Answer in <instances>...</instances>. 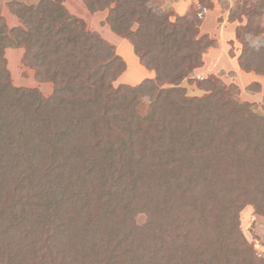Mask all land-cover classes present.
<instances>
[{
    "label": "trees",
    "instance_id": "trees-1",
    "mask_svg": "<svg viewBox=\"0 0 264 264\" xmlns=\"http://www.w3.org/2000/svg\"><path fill=\"white\" fill-rule=\"evenodd\" d=\"M242 1L228 17L247 20L238 66L264 77V48L245 40L264 0ZM83 2L108 9L153 77L114 86L125 62L63 0L9 5L23 28L0 17V264H264L239 219L247 206L264 217V109L190 78L216 45L192 16L157 14L150 0ZM19 46L50 96L11 85L3 51ZM183 81L204 94L187 96Z\"/></svg>",
    "mask_w": 264,
    "mask_h": 264
},
{
    "label": "rangeland",
    "instance_id": "rangeland-1",
    "mask_svg": "<svg viewBox=\"0 0 264 264\" xmlns=\"http://www.w3.org/2000/svg\"><path fill=\"white\" fill-rule=\"evenodd\" d=\"M39 1L0 0V2H5L7 12L10 14L7 18L8 21L0 16L3 23H6L8 29L23 28L20 19L9 11V5L15 3V10H17V4L29 7L37 5ZM253 1L247 0V2ZM242 3V0H150L148 6L157 14L171 13L176 16H192L196 21V37H207L216 43L214 48L207 49L201 55V65L190 73L191 79H215L235 101L249 105L252 110L262 113L264 109V77L254 70L245 71L238 66L242 44L236 39V32L246 24L247 20L243 15L239 20L228 18L231 12L237 11V7ZM62 6L69 15L80 19L88 31L96 33L111 45L115 54L125 62V71L117 77L114 86L119 84L135 86L141 81L153 77V72L147 73V70L134 55L131 45L110 30L106 23L107 8L90 13L83 0H63ZM172 18L171 20H173ZM254 31V33L245 36L249 47L264 48V14L258 31L255 28ZM24 51L23 46L8 47L3 51L11 85L17 88H35L43 97L50 96L52 85L49 82L36 81L33 70L22 63ZM180 87L189 97H199L204 94L203 90L187 81H183ZM147 102L142 99L138 106L137 110L141 115L147 112ZM252 211L250 206L241 211L239 214L240 227L245 240L252 244L256 255L261 256L264 253V217ZM135 220L136 223L141 224L144 222L145 216L138 215Z\"/></svg>",
    "mask_w": 264,
    "mask_h": 264
},
{
    "label": "crops",
    "instance_id": "crops-1",
    "mask_svg": "<svg viewBox=\"0 0 264 264\" xmlns=\"http://www.w3.org/2000/svg\"><path fill=\"white\" fill-rule=\"evenodd\" d=\"M8 10L6 9V5L5 2H0V16H2L6 21H8V17L10 16V14H8L7 12ZM146 71V70H145ZM147 73H149L148 71H146ZM148 75V74H147ZM134 84V83H133Z\"/></svg>",
    "mask_w": 264,
    "mask_h": 264
}]
</instances>
